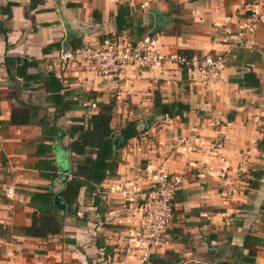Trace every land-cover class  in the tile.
<instances>
[{
  "label": "crops",
  "instance_id": "crops-1",
  "mask_svg": "<svg viewBox=\"0 0 264 264\" xmlns=\"http://www.w3.org/2000/svg\"><path fill=\"white\" fill-rule=\"evenodd\" d=\"M257 2L264 0H61L71 26L84 33L71 42L84 46L105 38L135 43L151 33L159 13L165 23L154 39L163 54L224 56L219 77L206 82L175 64L126 67L119 76L103 77L87 64L62 63L65 30L55 0H43L36 10H29L30 0H0V264H142L136 240L145 169L181 176L185 162L179 152L189 137L223 147L226 176L187 175L174 195L171 228L146 264H264V21L236 42L248 7ZM119 5L128 7L143 35L135 27L117 32ZM52 44L60 49L45 52ZM5 57L34 59L39 64L29 74L53 70L62 80L73 102L59 127L78 125L74 121L87 119L98 105L113 104L111 126L135 121L140 132L119 152L116 175L91 195L81 188L75 214L46 239L21 231L35 210L31 197L45 192L53 199L52 186L54 192L63 187L61 169L69 171L77 157L66 149L68 137L59 140L38 125L43 112L32 117V125H10L20 101L46 108L45 120L53 109L41 85L9 78ZM155 96L188 110L155 115ZM126 184L140 193L129 199L109 193ZM9 186L12 197L6 196Z\"/></svg>",
  "mask_w": 264,
  "mask_h": 264
},
{
  "label": "trees",
  "instance_id": "trees-1",
  "mask_svg": "<svg viewBox=\"0 0 264 264\" xmlns=\"http://www.w3.org/2000/svg\"><path fill=\"white\" fill-rule=\"evenodd\" d=\"M41 3L43 0H30L29 10H36ZM10 7L11 4H8L7 10H10ZM115 25L117 32L135 27L138 35L145 33V29L130 18V11L126 6H118ZM105 39H102L100 43ZM82 46L84 45L81 40L69 43V48L72 49ZM53 48L60 49V44L49 45L44 51L48 52ZM180 54L190 56L187 52ZM38 64L39 62L34 59L18 57H5L4 59V66L10 79L20 78L26 83L41 85L46 93V101L52 105L53 112L49 114V120H45L46 108L20 101L12 109L9 123L13 126L32 125V117H37L40 112H43L42 122H38V125L47 127L51 133H56L59 140L68 137L70 141L66 149L77 157L73 160L67 179L60 191V198L68 207L65 215L53 208L52 197L49 193H37L31 197L30 204L35 210L30 225L23 227L21 231L25 237L46 239L49 235H56L62 231L65 216L75 214L76 209H73V206L81 188H85V192L91 195L107 177L116 175L119 152L140 132L135 121H128L120 128L111 126L115 113L113 104H100L96 111L88 115L87 119L74 121L80 125L59 127L58 119L64 116L73 101L67 98L63 82L53 70L36 74L28 73L30 68H37ZM253 85L258 86L255 77ZM152 110L155 115L172 117L174 114L178 116L183 111H187L188 107L176 102L164 104L158 96H155ZM261 150L264 152V140L261 142ZM57 176L54 174L52 179H57ZM252 186L256 187V183Z\"/></svg>",
  "mask_w": 264,
  "mask_h": 264
},
{
  "label": "built area",
  "instance_id": "built-area-1",
  "mask_svg": "<svg viewBox=\"0 0 264 264\" xmlns=\"http://www.w3.org/2000/svg\"><path fill=\"white\" fill-rule=\"evenodd\" d=\"M246 13L236 39L237 44L242 42V37L247 32L264 21V2L251 4ZM59 59L62 63L87 64L103 77L119 76L126 67L161 68L165 64H175L181 69L197 72L206 82L219 77L225 62L223 55H165L156 45L151 33L143 35L135 43L112 38L105 39L98 46L67 48L64 52L60 51ZM90 106L95 108L93 104ZM212 124L220 125L219 122ZM181 147L179 154L185 162L184 173L181 176L171 174L163 168L155 171L145 169L147 186L140 205L141 224L136 240L142 264L147 263L152 251L161 245L162 238L170 230L174 195L185 182L187 175H195L197 178L226 176L227 160L221 145L199 137H189L184 140ZM109 193H117L123 199H129L140 191L135 186L126 184ZM13 194L14 188L9 186L6 189V196L12 197Z\"/></svg>",
  "mask_w": 264,
  "mask_h": 264
},
{
  "label": "water",
  "instance_id": "water-1",
  "mask_svg": "<svg viewBox=\"0 0 264 264\" xmlns=\"http://www.w3.org/2000/svg\"><path fill=\"white\" fill-rule=\"evenodd\" d=\"M55 2H56V7L60 13V18H61L64 30H65V39L62 43V51L64 52L68 48L69 42L75 40L76 38L80 36H83L84 33L81 30L74 29L71 26L70 19L67 16H65L62 11L61 0H55ZM155 15L157 17V21L154 26V29L151 31L152 35L157 34L162 29L165 23L162 15H160L159 13H155ZM67 174H68V169L66 168L61 169L60 175L63 176V178L61 179V184H63L65 180L67 179ZM50 192L53 195V199H52L53 207L56 210L60 211L61 213H65L67 211V206L61 201L60 192H54L53 186L50 189Z\"/></svg>",
  "mask_w": 264,
  "mask_h": 264
}]
</instances>
